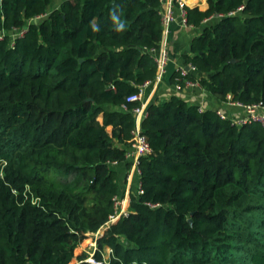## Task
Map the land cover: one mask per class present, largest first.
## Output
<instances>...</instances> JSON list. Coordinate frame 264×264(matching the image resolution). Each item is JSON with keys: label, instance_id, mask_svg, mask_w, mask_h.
<instances>
[{"label": "trees", "instance_id": "1", "mask_svg": "<svg viewBox=\"0 0 264 264\" xmlns=\"http://www.w3.org/2000/svg\"><path fill=\"white\" fill-rule=\"evenodd\" d=\"M55 1L0 0V264H93L94 241L103 264H264V126L178 96L149 106L144 192L98 235L122 197L114 164L131 168L141 104L122 105L157 75L161 1ZM212 18L185 78L264 103V0L188 8L190 25Z\"/></svg>", "mask_w": 264, "mask_h": 264}, {"label": "built area", "instance_id": "2", "mask_svg": "<svg viewBox=\"0 0 264 264\" xmlns=\"http://www.w3.org/2000/svg\"><path fill=\"white\" fill-rule=\"evenodd\" d=\"M160 1H161L160 14L163 25V37L166 38L172 24L175 22H179L184 26H191L188 21V8L191 7L188 0H160ZM148 51L151 53L156 63V67H157L156 78L153 81H148L142 84L139 87V91L129 96L127 98V102L122 105V109L128 111L130 110L129 103L139 102L141 104L140 106L132 109V112L136 115V129L133 132L134 144L127 151L126 154V161L131 162V173L129 174L128 178L135 175L139 179L138 188H137L138 194H142L144 192L141 182L140 161L141 158L150 155V153L152 152V147L150 145V142L148 141L147 137L142 133V121L144 117L147 115V111L145 109L144 94L146 88L149 86L150 83L160 82L162 80L165 74L166 65L168 63V52L165 48L162 47V45H160L159 48H153ZM187 66L189 67L188 70L186 69V67L180 68V74L182 77L184 78L187 77L188 73L198 74L195 66L191 64H188ZM199 85L200 84L198 81L189 80L187 78H185L184 80L185 88L195 87ZM175 87L178 90H181L183 88L182 85L179 83L175 84ZM226 103L242 108L244 110V115L241 118L229 117L226 114L222 113L221 111H218V114L222 119L231 120L234 124L240 127L251 125L254 123H259L264 126L263 102H258L254 104H243L241 102L234 101L232 96L228 95ZM200 110L204 111L205 109L203 107H200ZM114 201H115L116 214L111 217L110 222L118 220L123 215H128L129 212L128 211L129 206L127 207L126 197L122 198L120 196H116L114 198ZM110 251L112 254V250ZM94 253L90 255L87 261L93 264H103V262H98L95 260Z\"/></svg>", "mask_w": 264, "mask_h": 264}, {"label": "crops", "instance_id": "3", "mask_svg": "<svg viewBox=\"0 0 264 264\" xmlns=\"http://www.w3.org/2000/svg\"><path fill=\"white\" fill-rule=\"evenodd\" d=\"M63 0H56L53 7L56 8ZM191 7H199L200 10H206L208 8V0H188ZM214 19L206 20L201 27L184 26L179 22L172 24L168 35L162 37L161 45L168 52V63L164 77L160 82H152L145 90L144 100L145 109L148 110L149 106L157 100L169 99L172 96H178L188 103L203 107L204 109H212L221 111L229 117L241 118L244 115V110L238 106L227 104L222 102L210 91L202 86H195L190 88L183 87L181 90L176 89L175 84L172 83V75L182 67H186L184 56L190 53V45L192 39L199 36L205 25L209 24ZM165 38V39H163ZM115 169L118 172V181L120 186V194L123 198L127 199V207L130 202L131 193H136L138 188L139 179L133 175L128 178L131 173L127 163L114 164ZM101 232L98 233V235ZM97 248L96 242H92L87 248L88 255H92ZM91 249L93 252H90ZM111 249L106 248L104 252L105 260H108L111 255Z\"/></svg>", "mask_w": 264, "mask_h": 264}, {"label": "water", "instance_id": "4", "mask_svg": "<svg viewBox=\"0 0 264 264\" xmlns=\"http://www.w3.org/2000/svg\"><path fill=\"white\" fill-rule=\"evenodd\" d=\"M36 21H37V20H35V22H36ZM186 69L188 70L189 67L186 66ZM116 221H117V220L112 221V222H110L106 227H104V228H103V231L101 232V234H102L104 231H106L110 226H112ZM101 234H99V235H101ZM98 237H99V236H98Z\"/></svg>", "mask_w": 264, "mask_h": 264}, {"label": "rangeland", "instance_id": "5", "mask_svg": "<svg viewBox=\"0 0 264 264\" xmlns=\"http://www.w3.org/2000/svg\"><path fill=\"white\" fill-rule=\"evenodd\" d=\"M50 10H51V9H50ZM102 231H103V229H102L100 232H102ZM89 251H90V252H93L91 249H89ZM93 253H94V252H93Z\"/></svg>", "mask_w": 264, "mask_h": 264}]
</instances>
